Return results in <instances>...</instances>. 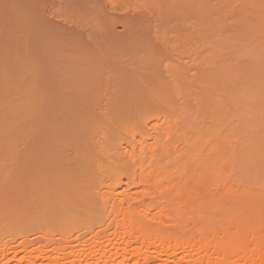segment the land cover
<instances>
[{
	"label": "rangeland",
	"instance_id": "obj_1",
	"mask_svg": "<svg viewBox=\"0 0 264 264\" xmlns=\"http://www.w3.org/2000/svg\"><path fill=\"white\" fill-rule=\"evenodd\" d=\"M87 1L11 0V5H5L4 0H0V37L4 39L6 32L9 33L8 38L5 39L6 43L0 38V84L6 79L7 82L4 80L3 83L4 88L9 89H4L3 84L0 89L12 92L15 89L13 87L14 89L11 90L13 82L22 83L21 79L29 74L27 66L20 59L25 57L26 51L18 40L23 32L20 25L26 19L29 25L32 23L30 31L29 25L26 27L31 32L30 36L33 34L37 40L45 42L42 44L44 48L41 47L37 51L39 52L37 54L39 60H37L42 63L43 72L46 74V70L50 72V69L61 68L60 72H56L60 75H55L53 71L49 74L51 78L46 75V79L53 83L48 82V87L22 89L17 83L18 91H13L15 95L9 91L0 92L1 102L4 96V103H11L13 100L11 105L14 103L15 105H12L14 107L22 95L35 97L37 93L45 94L59 105L65 102V109H68H64L65 114L69 117L65 130L72 133L48 134L47 137L43 134L39 137L41 132L48 130L37 127L35 130L30 128L32 131L39 132L37 136L33 135V138L29 136L28 139L19 135L15 138L13 134L12 137L10 136L11 133L4 136L2 133L6 130L11 132L28 130L26 127L19 126L28 120L20 111L16 113L17 116L13 114L16 116L15 120L12 114L6 112L8 107H5L6 110L2 109L4 106L0 107V111H3L0 114L2 137H0V162L6 161L4 148L7 147L19 148L20 153L32 152L30 150L34 152L55 148L60 151L61 149L64 155L68 154L67 160L49 163L51 165L46 164V170H44L45 164L43 167L38 164L37 166L34 165L37 162L35 161L32 163L34 165L31 166L32 169L35 172L36 167L37 171H57L55 176L60 179V175L62 173L64 175L63 167L67 163H75V166L82 169L80 179H89L88 190L97 188V195L102 198L108 195L109 186L107 185L106 188V184L117 183L118 186L112 190L117 193L114 197L117 200H112L111 203H121L124 208L129 209L131 217L139 218L137 221L140 224L141 233L149 242L154 240L157 231L162 227L165 229L166 240L177 242V248H179L177 257L179 256L182 264H189L195 260L202 263L206 261L210 264L217 263L218 258L215 255L216 260L213 256L210 259L207 258L209 251L204 252L203 255L189 256L186 251L184 254L181 247L184 241L197 238L202 233L215 241L223 240L224 236L233 241L238 238L242 229L248 227L250 220L257 224L258 229L264 230V150H261L263 155L250 158L249 162L245 161L246 163L239 161L237 154L242 145L253 144L260 150L261 145L264 144V114L260 115L263 110H257L259 122L255 124V127L253 125L251 128L247 126L241 129L233 124L234 126L225 132L227 141L222 139L223 143L220 142L221 140H214L213 136L204 137L196 150L197 158L191 159L189 152L185 151L186 147L181 140V135L184 132L195 133L196 129L201 131V134L213 131L226 123L232 107L230 109L229 100L222 93L223 83L216 82L212 85L210 83L206 86L205 77L207 73H210V69L201 63L196 54L198 36L194 30L190 28L187 33L179 30L180 23L182 24L179 20L181 21L182 17L188 15L194 24L199 22L193 15L190 5L172 1L170 6H167L164 0ZM32 8L36 12L35 17L29 14ZM167 8L171 10L170 20L166 19ZM36 10L41 11V14ZM33 36L29 37L30 42ZM3 72H6V76ZM135 77L141 80L139 85ZM121 79L123 80L120 81ZM133 81L134 83L131 84ZM233 84L235 82H230L228 84L230 86L225 85L227 86L225 88L232 92L235 87ZM152 90L160 93L166 103L153 100ZM8 92L12 96H7L10 95ZM126 101L140 108V112L135 117L131 115L130 110H122L126 107L125 104H128ZM113 102L126 103L125 106L119 107ZM155 112H158L157 115H153L156 114ZM214 112L219 114H214L215 117ZM17 117L23 121L18 120ZM195 120L199 122V129L194 125ZM1 121L5 123L2 124ZM162 126H166V130ZM141 134L147 138L142 139ZM102 152L116 154V157H111L114 159L106 168L95 165L97 164L95 161L102 157ZM215 153L222 154V165L220 168L213 167L214 170L210 175L206 170H211L209 161L216 155ZM156 158L162 166H167L162 169L159 164V168L155 163ZM190 159L192 162L198 160L195 165L199 164L198 167L193 166L194 162L190 164ZM147 160L149 162H146ZM243 163L246 167L241 165ZM187 164L188 166H185ZM115 167L122 168L120 175L111 174L114 170L116 171ZM103 168L107 170V174L94 177ZM143 168H147L146 174L154 177L150 184H147L142 176L139 177L145 174L144 171L142 172ZM160 183L164 186L161 189H159ZM96 184L100 185V188ZM193 199L196 200L197 206L191 203ZM103 203L101 207L99 206L96 222L92 221V217L89 219L87 217V221L84 220L80 224H84V227L79 225L75 235L79 234L82 240L96 239L99 242L102 238L103 241L107 240V243L103 248L100 243L88 245L83 242L82 254L87 253L85 255L89 254V258L93 257L91 260L95 259L93 252L100 246L99 248L104 250V256L107 258L114 255V251H118L117 256L122 255L123 252L131 255L137 244L128 245L124 249L122 244L119 245L122 238L118 239V237L124 235L120 234L122 232L120 222L124 214L117 212L114 219L105 211ZM137 212L144 217H137ZM163 212L167 214L164 216L161 214ZM184 215L187 218H183ZM116 221L118 226H115ZM92 222L96 224L90 228ZM64 236L67 237V235ZM54 238H57V235ZM113 243L116 245L113 246ZM247 243L248 240L243 238L238 244L236 243L235 249L240 252V248ZM71 246L70 249L67 248L68 251L78 249L74 242ZM148 256L147 264H159V261L153 258V253H149ZM70 258L73 259L74 256ZM235 262L233 264H241V262L248 264V259L244 257Z\"/></svg>",
	"mask_w": 264,
	"mask_h": 264
},
{
	"label": "bare ground",
	"instance_id": "obj_2",
	"mask_svg": "<svg viewBox=\"0 0 264 264\" xmlns=\"http://www.w3.org/2000/svg\"><path fill=\"white\" fill-rule=\"evenodd\" d=\"M164 1L167 6H170L172 1H176V3H185L190 5L193 15L197 18V20H199V22L197 24H194L187 15L185 17H182L183 19L181 21L179 20V22H182V24L180 23L179 30L182 33H187L190 28L194 30L195 34L198 36V41H197L198 43L196 44V51H197L196 54L198 55V58L200 59L201 63L207 65V67L210 69V73L209 74L207 73L205 77L206 86L209 85L210 83L211 85L216 82L223 83L224 88L222 87L223 88L222 93H224L225 97L229 100L228 104L230 109L232 107V110L230 111V115H228L227 117L226 123L218 126L213 131H209V132L207 131L206 133L201 134L200 133L201 131L199 132L196 129L195 133L184 132L181 135V140L183 141L184 147H186L185 151L187 150L189 152L188 154L190 155L189 157L191 159H196L197 158L196 150L198 148L199 143L203 140L204 137L213 136L215 137L214 140H221L220 142L223 143L222 139L226 140L225 132H228L232 128V126L236 124L241 129L242 127L246 128L247 126L248 128H251L253 127V125L255 127V124L259 122V114L257 113V110L258 109L263 110L262 112H260V115L264 114V0H164ZM4 2L5 5L12 4L11 0H4ZM36 11H38L41 14V11L39 10ZM34 13L36 14L33 8L32 10H29L30 15H34ZM165 15H166V19L170 20L171 10L169 8L165 10ZM31 24L32 23H30V25ZM28 25L29 24L27 19L21 23L20 29L21 31L23 30V32L18 40L20 45H22L21 47L24 48L26 51L25 52L26 54H24L25 57L23 58L20 57V59L22 60L21 62H23L27 66V69L29 70V74L25 75L24 78L22 77L23 78L21 79V81H23L22 83L18 81L16 82L14 81L13 82L14 84L11 83L13 84V86L12 88L11 86L9 87L11 88V90L15 88L14 89L15 91L13 90L14 92L18 91L16 89L17 83L19 84L18 87L21 86L22 89L28 87H38V86L48 87L49 84H53L48 81L49 79H46L47 76L48 78L50 77L49 76L50 72L53 71L55 75H60L59 73L57 74L56 72L61 71L59 70L61 68H59L57 70L50 69V72L46 70V74L43 72L42 63L38 61L39 59L37 57V54H39V52L37 53V51H39L41 47L44 48L42 44H44L45 42L42 43L40 39L37 40L36 36H33V34L31 35L33 36L32 37L33 39L30 42L29 41V37L31 38L30 36L31 32H29L30 25H29V31L26 29ZM8 35L9 33L6 32V37H4V39L2 37L0 38H2L4 41L5 39L8 38ZM9 37L11 38V36ZM28 41L30 43H28ZM12 43L15 45L14 42ZM15 66L17 67V65ZM123 69L125 70L127 68H123ZM8 73L9 72H7V74ZM131 76L134 78V75L131 74ZM42 78L43 79L45 78V80H43ZM135 78H137L136 80H138L137 82L139 85V80H140L138 79L139 77H135ZM17 79L19 78L17 77ZM122 80L123 79H121L120 81ZM128 82H129V78H128ZM142 82H140V84ZM230 82H235V84H233L235 85V87L232 92H230L231 90L226 89L227 86H230L228 85L230 84ZM132 83H134V81L131 82V84ZM1 84H0V88H1ZM220 85L223 86L222 84ZM2 86L4 88V84ZM121 87H123V85ZM3 88L2 90L6 88L9 89L8 87H5L4 89ZM2 90L0 89V92ZM7 91L11 92L10 90H6L5 92ZM13 91L11 92V94L13 93ZM11 94L10 95L6 94V95L12 96ZM37 94L38 95H36L35 97H31L26 94L22 95L19 99L20 101L17 98L19 102L16 100L18 103H16L17 105L14 107L12 106L14 103L11 105L13 100L12 102L10 101L11 103H4L5 99L4 96H2L3 97L2 102L4 104H1L0 107L4 106V108H2L4 110H6V108L8 107L6 112L8 111L7 113H10L12 115L13 114L16 115V113H19L18 111L23 113L24 117L28 121H26L24 118L27 124L26 122L25 123L22 122L19 126L20 128H22L21 126H23L24 128L26 127L29 130L28 131L26 129L27 131L24 130V131L11 132L5 129L6 131L2 133L4 136L5 134L8 135L11 133L10 136L12 137L13 134L15 138L16 135H19L20 137L25 136L26 138L30 136L29 138H33L34 136H37V133L39 134V132L34 131L35 128L37 127H40L41 129L44 127V130H48L41 132L42 134L40 133L38 135L39 137L40 135L43 134H45L47 137L48 134L53 135L56 133H61L63 135H67L71 133V131L65 130L66 128L65 125L67 124L69 118L67 114H65V110H68L65 109L66 108V106L64 105L65 102L64 104L62 103V105L61 104L59 105L56 104L54 101H52V99H50L49 97H46L45 94L42 93H37ZM151 94L153 100H155L156 102L166 103V100L160 93H155V90H152ZM2 102L0 100V103ZM126 102L128 104H125ZM126 102L125 103L113 102V104H115V106L118 105L119 107L125 104L126 107L122 110H130L132 112L131 115L135 117L140 112L139 111L140 108H138L136 104L134 103L132 104V102L131 103H129L128 101ZM2 113L3 111H0V114ZM157 113L153 115H157ZM216 113L219 114V112ZM216 113L214 112L213 115L214 114L218 115ZM16 116H14L15 118L13 117L15 120H16ZM13 118H11V120ZM17 118L18 120L21 119V118L19 119V117ZM20 121H23V119ZM194 125L197 126L199 129L200 125L197 120H195ZM3 127L7 128L8 126L6 127L3 126ZM162 127H165L163 129L166 130V126H162ZM30 128H34V130L32 131ZM81 133H84V131H81ZM143 135L144 134H141L140 137L145 140V138L147 137ZM216 143L217 142H215V144ZM261 147L259 150V147L253 144L242 145V147L237 152L239 161L246 163L245 161H248L250 158L253 159V157H259L260 155H263L261 150L262 149L264 150L263 148L264 144L261 145ZM57 149L55 148L52 150H44V151L36 150L34 152L33 150H30L32 152L20 153L21 151L19 150V148H13V147L4 148V153L6 152L5 153L6 155H4L6 156L5 157L6 161L0 162V264H121L126 262L129 263L131 262L130 264H147L148 258L150 256V255L148 256L149 253L154 254L153 258L157 262L159 261V264H182L179 256L177 257V254L179 252L178 251L179 248H177L178 245L176 244L177 242L173 243V242H168L166 240L164 235L165 229L161 227V229H159L156 235L154 236V240L152 242H149L146 236L143 233H141L140 224L137 221V219L139 218L134 219L133 217H131L132 215L130 214L129 209L124 208L121 203L118 204L111 203L112 200L114 201L117 200V198L116 199L114 198L117 196V193H114L112 191L115 190V188L118 186L117 183L106 184V188L107 185L109 186L107 188L109 189L107 190L108 195L102 198L101 196L97 195L98 194L97 188L92 191L88 190L87 183L89 182V179H85V180L80 179L81 177L79 175H81L82 169L78 168V166H75V163L74 164L67 163L63 167L62 171L64 172V175L63 173L62 174L60 173L61 174L60 179L55 176L57 171L44 172L41 171L40 169H39L40 171H37L38 168L36 167L37 170L35 172L32 169L31 166L38 164L43 167V165L45 164L44 170H46L45 169L46 164L51 165L49 163H57L59 161L67 160L68 154L64 155V152H62L61 149H59L60 151H57ZM162 151L164 152V150ZM165 152L167 153L166 146H165ZM102 153H103L101 154L102 157L98 158V160L95 161L97 162V164L95 165L104 166L106 168L114 159L111 157L112 156L116 157V154H112L111 152L109 153L102 152ZM185 153L186 152H184V154ZM97 154L99 155L100 153L98 152ZM215 154L216 155L211 157V161H209L210 159L208 160L209 164L211 165V170L207 171L205 169L206 172H208L210 175L211 172L214 170L213 167L220 168L222 165V159H221L222 154L221 155L220 154L218 155L217 153ZM157 155L160 156L159 154ZM162 155H166V154L162 153ZM191 159H190L191 163L189 161L188 162L190 164L195 163L193 165L195 166L198 163L197 162L198 160H196L197 163L195 161H193L194 162L193 163ZM160 160L161 159L159 158V162ZM35 161L37 162L35 163ZM146 162H149V160H147ZM32 163L35 164L33 165ZM155 163H157L156 165L158 167L161 165L160 164L161 162L158 163L157 158ZM199 163L201 164V162ZM244 163L241 165L246 167ZM198 165L195 167H198ZM165 166L161 165L162 169ZM185 166H188V164ZM115 168L116 171L114 170V173L111 174L115 175V173H117L120 175L122 172V168L121 167L118 168L115 167ZM145 169L147 168H143L142 170V172L144 171L143 173L146 172ZM106 171L107 170L103 168L102 170H99L94 175V177H100L102 175L104 176ZM166 171L169 172V170ZM193 173L195 174L196 172ZM140 176L143 177L144 181L147 184H150L154 178L152 175L146 173L139 175V177ZM210 181H212V178H210ZM97 186L100 188V185ZM163 187L164 186L160 183L159 189ZM90 188L92 189V187ZM102 203H103V207H105V211L109 215L113 216L114 219L116 218L117 212L124 214L123 220L120 222L122 227V232L120 234L121 235L124 234V235L123 236L120 235L121 237H118V239L122 238V240L120 239V241L122 242L119 245L122 244L124 246L123 247L124 249L128 245L137 244L133 248L131 255H127L123 252L122 255L117 256L118 251H114L113 253L114 255L107 258L104 256V250L102 248H99L100 246L96 248L94 252L91 251V253L93 252V255L96 256L95 259L91 260V258L93 257L89 258L88 257L90 256L89 254L85 255L87 253L82 254V251H84L82 249L83 242L87 243L88 245L100 243L101 247H103L107 243V240H105L106 241L105 242L102 240V238L101 241L99 242L96 239L82 240L79 234L77 236L75 235L79 229L78 228L79 225L81 224L82 221L83 222L84 220L87 221L86 219L87 217L88 219L92 217L93 220L92 219L91 220L93 222H96L98 216V210L101 207L100 205ZM191 203H193L194 206H197L195 199H193ZM123 211H127V212H123ZM136 214L138 215L137 217H144V215H142L140 212H137ZM161 214L166 215L167 212H163ZM258 215L256 216V218L258 217ZM183 218H187V216L184 215ZM246 221L248 222L247 219ZM93 222L92 225L90 223L89 226L90 228L93 225L95 226L96 223L93 224ZM249 222H248V227H246V229H242L243 231L242 230H241L242 232L240 231L241 234L238 236L237 239L233 241L226 239L225 236L223 240L215 241L212 240L213 238H211L210 236H207L206 234L202 233L197 238L184 241L183 242L184 244L182 245L181 249H183L184 254L186 251V253L189 256H192L193 254H195L196 256H198V254L203 255L204 252L209 251L208 256L205 253L208 259L212 258V256L214 257V255L218 258L217 259L214 257L215 260L216 259L218 260V262L214 264H233L235 261L237 262L238 260L244 257L248 259V264H264V230L258 229V227L256 226L257 224L254 221L252 223L250 222V224ZM83 225L80 226L84 227ZM115 226H118L117 221L115 222ZM107 227L108 225L106 226V228ZM55 235H57V238H54ZM64 235H67V237L65 238ZM243 238L247 239L248 243L245 246L241 247L239 252V250H236L235 247L239 243V241H242ZM1 239L3 240L1 241ZM72 242L76 243L77 246L76 248H78L75 249L76 251L75 250L68 251V249L72 247L71 246ZM114 245L116 244L113 243V246ZM48 246L50 248H47ZM149 248H151L150 251ZM71 256H74V258L71 259L70 258ZM189 264H210V263L207 261L202 263L201 261L199 262L195 260ZM241 264L243 263L241 262Z\"/></svg>",
	"mask_w": 264,
	"mask_h": 264
}]
</instances>
